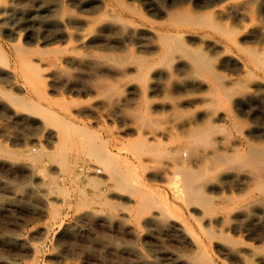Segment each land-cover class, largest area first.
<instances>
[{
	"label": "rangeland",
	"instance_id": "374dc122",
	"mask_svg": "<svg viewBox=\"0 0 264 264\" xmlns=\"http://www.w3.org/2000/svg\"><path fill=\"white\" fill-rule=\"evenodd\" d=\"M4 1L0 0V5ZM130 1L153 18L162 19L148 7H166L171 0ZM178 1L191 8L203 2ZM238 1L215 0L208 8L221 14V9L226 11ZM64 4L73 14L97 16L102 10L94 4L90 8L81 0H65ZM248 5L254 9L242 16L233 12L222 15L223 21L233 26V36L240 44L264 46V0H250ZM12 26L14 41L25 44L29 30L22 23ZM44 27L31 30L34 40L25 45L32 52L37 47L67 44L63 39L46 43ZM185 29L182 34L186 43L204 51L222 82L233 85L235 95L231 99L211 94L214 83L210 76L186 57L169 65H155L145 80L134 73L131 63L113 68L115 62L103 56H124L128 48L137 51L146 43L144 34L121 33L118 29L106 30L94 46L84 47L95 50L89 52L96 54L93 64L74 67L64 61L44 62L40 77L33 76L32 83L27 84L28 78L7 48L11 35L4 37L0 31V47L6 55L4 59L0 56V144L16 152H0V264H183L185 253L197 248L191 240L195 236L203 240V251L217 264H264V191L256 188L258 180L264 178V165L234 156L227 164L230 172L220 173L207 185L213 208L193 202V210L174 199L179 176L174 169L166 168L164 154L146 155L144 166L137 169L138 176L171 209L178 206L182 210L180 214L164 213L153 205L148 212L155 218L149 220L148 213L132 214L134 199L113 187L104 167L94 159L85 162L86 173L102 179L105 197L112 203L109 207L78 204L77 190L86 179L84 174H78L75 180L63 178L56 161L42 163L50 177L63 178L66 192L57 193L48 188L49 176L40 178L28 164L25 152H36L40 145L52 149L60 143L48 136L49 125L31 112V105L70 113L74 123L91 131L107 149L115 142L136 137L139 129L143 134L149 129L168 131L170 135L161 136L159 142L166 149L174 144V135L183 138L190 127L200 123L211 125L217 139L260 138L256 134L264 125V73L246 65L237 44L226 35L197 24L185 25ZM213 40L218 42L216 47ZM102 60L106 63L100 64ZM4 91L22 97L26 105L12 103ZM177 154L185 160L189 157L183 146ZM77 163L80 168L82 162ZM53 208L58 210L56 215L50 213ZM210 232L218 235L211 237ZM16 238L28 244L14 242ZM29 245L36 246L35 250ZM174 256L178 257L176 263Z\"/></svg>",
	"mask_w": 264,
	"mask_h": 264
},
{
	"label": "bare ground",
	"instance_id": "6f19581e",
	"mask_svg": "<svg viewBox=\"0 0 264 264\" xmlns=\"http://www.w3.org/2000/svg\"><path fill=\"white\" fill-rule=\"evenodd\" d=\"M49 1H53L54 4L48 5L44 0H5L0 5V31L4 37L11 35L7 39L12 42L7 48L12 51L14 62L20 72L28 78L27 84L32 83L33 76L40 77V66L44 62L57 64L64 61L74 67L84 66L85 63L93 64L96 54L89 52L95 50H84V47L94 46V43L99 42L100 37L106 35V30L118 29L121 33L144 34L146 43L137 51L128 48L124 56L114 53L103 56L115 62L113 68L120 69L125 62L131 63L134 73L145 80V76L155 65H169L176 59L186 57L195 68L210 76L214 83L213 91L209 89L211 94L216 97L223 95L231 99L232 95H235L232 90L233 85H225L222 82L220 76L215 73L210 62L211 58H208L204 51L186 43L182 33L187 31L185 25L188 24H197L201 29H211L223 36L226 35L230 41L237 44L236 48L244 57L245 64L264 73V46L240 44L233 36V26L222 18V15L232 12L242 16L248 12V9L252 11L253 5H248L250 0H239L226 11L221 9V14L214 8H208L215 0L197 2L196 8L183 6L178 0H171L170 5L166 7L157 8L152 5L148 7L150 13L161 14L162 19L153 18L137 3L130 0H81L90 8L92 4L101 7L102 10L97 16L73 14L67 6L65 7V0ZM21 23L29 30L24 39L25 44L34 40L32 28L35 27L37 30L40 26H45L42 30H45L46 43L63 39L67 44L37 47L32 52L25 44H19L20 40L14 41L16 32L12 25ZM217 44L216 40L212 41L213 47ZM0 53L3 59L6 58L1 47ZM33 54L37 55L35 59ZM105 63L106 60L100 61V64ZM4 95L14 104L26 105L22 97L12 92L4 91ZM30 107L31 112L42 116L49 125L48 136L58 139L60 143L52 149L40 145L36 152H25L28 164L35 173L39 172L38 175L42 179L49 176L41 167V164L47 160L57 162L58 171L63 178L67 176L75 180L78 174H84L86 179L77 190L78 204L82 205L99 204L105 207L112 205L105 197L102 179L86 173L85 162L90 159L96 160L104 167L106 179L113 187L128 192L134 199L132 214L138 216L141 213H148L149 220L155 218L153 212H148L153 205H157L164 213L180 214L182 210L178 206L171 209L167 202L145 185L138 176L137 169L144 166L143 160L146 155L155 157L164 154L168 164L166 168L174 169L179 176L174 184V199L183 201L187 208L191 206L193 210H195L194 204H190L193 202L206 205L209 210L213 208L212 198L206 194L207 185L211 184L220 173L230 172L227 164L234 159V156L246 159L253 165H264V125L256 134L260 138L244 136L238 140H230L225 137L223 139L214 137V129L209 124H195L190 127L189 134L187 133L183 138L174 135L172 141L174 144L166 149L161 148L159 142L161 136L170 135L168 131L159 133L149 129L143 134L139 129L136 137L115 142L111 149H107L105 143L98 141L91 131L74 123L70 113L58 112L51 106L41 108L31 105ZM62 109L66 110L63 107ZM182 146L189 151L187 160L177 154L178 148ZM0 152L16 154L15 151L1 144ZM78 161L82 162L80 168L77 167ZM62 177L49 176L47 180L49 190L65 193L66 186L61 181ZM256 188L264 191V178L258 180ZM50 213L56 215L58 210L53 208ZM183 229L186 230L188 227L183 225ZM210 234L211 237L218 235L216 232ZM191 240L197 248L185 253L183 264H217L203 251L205 246L200 237H191ZM14 242L26 244L27 240L16 238ZM29 247L33 250L36 248L32 245ZM242 255L241 253V258ZM173 261L176 263L178 257L174 256Z\"/></svg>",
	"mask_w": 264,
	"mask_h": 264
},
{
	"label": "built area",
	"instance_id": "2783aa9c",
	"mask_svg": "<svg viewBox=\"0 0 264 264\" xmlns=\"http://www.w3.org/2000/svg\"><path fill=\"white\" fill-rule=\"evenodd\" d=\"M100 171V170H99Z\"/></svg>",
	"mask_w": 264,
	"mask_h": 264
}]
</instances>
